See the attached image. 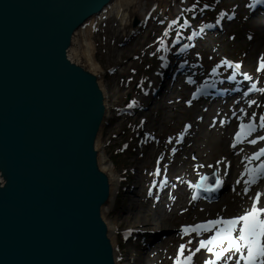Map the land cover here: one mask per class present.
I'll list each match as a JSON object with an SVG mask.
<instances>
[{"label":"rangeland","instance_id":"374dc122","mask_svg":"<svg viewBox=\"0 0 264 264\" xmlns=\"http://www.w3.org/2000/svg\"><path fill=\"white\" fill-rule=\"evenodd\" d=\"M131 1L133 0H113L105 8L103 17L94 16L86 21L74 35L72 46L76 52L73 56L90 66L81 51L86 38L94 45V58L101 66L96 73L99 74L101 85L105 89V99L110 106V112L97 138L99 161L101 156L102 161H105L106 154L120 175L114 202L104 209L103 215L110 222L117 223V229L113 230L111 235L119 243V246L115 247L122 256L121 263L175 264L181 245L186 246L184 255L188 256L195 251L199 243V239L192 235H183L181 225L219 215L242 213L250 206L233 207L228 199L230 193L233 191L241 198L244 195L252 196L256 189V192L262 190L264 180L252 185L245 194V178L238 176L233 180L229 177L234 158H225L221 176H224L229 189L225 190L218 203L206 205L192 199L194 191L190 184H197L204 172H215L219 177L220 175L214 167L210 168L209 164L190 161V158L197 159L201 155L202 160L212 161L213 157L220 160L221 157H226V148L227 151L233 152L229 143L232 142L233 131L240 121L236 119L230 128V136L226 139V148L222 152L213 148V142L218 138L209 134V131L217 127L218 122L228 121L227 119L232 117L231 114L238 112L245 101H240L236 96L234 103L231 102L236 104L235 106L230 102H192L190 83L182 78L174 80L164 75L161 68L172 59L170 48L176 43L178 35L179 41L183 40L184 36L180 32L187 29L191 35L193 28H198L202 22L208 21L214 25V29L204 33L194 48L184 53L190 59L192 72L200 76L199 81L212 76L213 70L220 66L226 70L225 74H233L232 68L222 63L227 60L230 63L239 62L244 68V73L250 74L252 79L264 87V72L257 71L260 58L264 56V16H261L260 12H253L252 0H222L232 5L234 15L219 20V23L216 17L204 20L207 18L206 13L198 17L205 8H210L211 13L215 10L217 12L220 4L216 9V4L209 0H205L199 7L198 14V8H191L199 6L198 3L203 0H187L179 13H175L173 6L169 5L167 17L154 13L148 3H145L143 7L149 16L143 23L134 26L135 19L142 20V16L138 13V7L132 10L127 8ZM145 1L142 0V3ZM118 8H122L126 13L131 29L123 28L120 17L114 12ZM193 13L196 16H192ZM185 17L191 19V22L181 28ZM172 21L177 23L173 25ZM166 31L167 36L164 35ZM161 39L165 41L167 52L161 49ZM162 56L166 59L161 60ZM200 60H203V65L198 62ZM150 65H153L151 71L146 72ZM177 65L176 63L174 67ZM163 80L165 82H162ZM160 88L162 91L156 92ZM164 96H167V99ZM250 99H256L257 103L246 112L247 116L251 117L255 113L256 120H259V117L264 115L260 112L264 111V93L252 94ZM133 101L136 102L135 106L127 108ZM185 132L186 138L179 140ZM259 136H264V130L256 137ZM255 145L249 144V148L244 151L250 152L251 147ZM243 147L236 151L240 152ZM237 152V155H241ZM161 156L163 159H160ZM242 163L243 161H240L238 172L241 171ZM199 165L203 167H198ZM158 166L160 175L155 176ZM191 169L194 173L189 172ZM164 175L171 178V187L160 194L158 181L162 180ZM237 179L240 180V185H236ZM154 182L156 187H153ZM130 228L132 233L127 237L126 232ZM162 234L164 238L160 240ZM200 254H195L192 264H200L194 263L201 258ZM209 254H203L204 261L213 258V255ZM220 264H225L224 260ZM230 264L235 263L231 261Z\"/></svg>","mask_w":264,"mask_h":264},{"label":"water","instance_id":"95a60500","mask_svg":"<svg viewBox=\"0 0 264 264\" xmlns=\"http://www.w3.org/2000/svg\"><path fill=\"white\" fill-rule=\"evenodd\" d=\"M112 2L0 0V264H117L97 148L105 92L71 54Z\"/></svg>","mask_w":264,"mask_h":264},{"label":"snow or ice","instance_id":"6c2138e0","mask_svg":"<svg viewBox=\"0 0 264 264\" xmlns=\"http://www.w3.org/2000/svg\"><path fill=\"white\" fill-rule=\"evenodd\" d=\"M260 2V0H257ZM195 7V6H194ZM207 7V5L205 6ZM191 11V9H189ZM223 17H221L222 19ZM177 21H172V24H176ZM219 23V20L217 21ZM172 25L169 27L171 28ZM185 25H180L183 28ZM214 27V25H204L200 29V33H193V36L199 35L203 33L204 28ZM165 36L168 35L166 31L164 33ZM193 37L190 36L189 39ZM177 43L179 42V35L177 37ZM161 49L165 52L168 51V48L165 45V41L161 39L159 41ZM190 45L185 44L180 51H185L189 48ZM158 51L160 49H157ZM164 56L161 57V60H165ZM229 68L235 69L233 75L229 77L230 80H236L237 73L241 68L239 64H232L229 61L225 60L222 62ZM258 72H264V56L260 58V65L257 69ZM213 76L219 75L216 69L212 72ZM245 80H252V77L244 74ZM188 83L194 84L195 81L191 78L188 79ZM207 86V85H206ZM249 92H259L264 93V87H257L256 83H252L251 87L249 88L248 92L244 93V96L247 97ZM197 94L193 95V99H195ZM191 101H189V104ZM249 106L256 104L257 101L249 100L247 101ZM136 104L135 101L129 104V107H134ZM241 112L244 113L245 116L248 114L244 112V109H241ZM235 115V113H234ZM223 123V122H222ZM190 127V126H189ZM264 129V115L259 117V124L256 123V114L253 113L250 119V122L244 123L243 117H241V123L239 125V131H237L234 142L232 147L235 148L238 144L244 143L248 137L252 136L254 132L257 131V128ZM183 139V134H181L179 140ZM178 140V142H179ZM258 141H264V136H259L257 139L248 140V143L253 145L257 144ZM171 143V140H169ZM175 149H173V153ZM261 157H264V148H261L258 152L254 153L251 157H245L247 160V164L245 165V170L242 173V178L247 176V179L244 180L245 188L244 193L247 194L250 190V187L256 184L261 178H264V163L259 164L255 167H249L248 165L252 164L254 160H260ZM160 159H163L161 156ZM219 163V162H218ZM159 165V161H158ZM198 167H203V165H199ZM155 176L160 175L159 166L157 167L156 172L154 173ZM209 177L201 176L200 182L198 184L189 186L196 189L197 193L200 189H203L206 192H213L217 190L222 181L220 180L219 176L217 175L215 181V187L212 185L207 184ZM168 183L167 179L165 178L160 183V187L163 188ZM237 184L240 183V180H237ZM174 186V185H173ZM153 187H156L155 182L153 183ZM151 190L149 191V195H151ZM264 196V193L257 192L255 196L252 198L253 203L252 207L246 209L243 215L231 218V219H224L218 218L215 220H209L205 223H200L192 226H184L181 229L183 235H191L195 233L196 235H202L206 232H213L215 230V234L209 239H201L199 241V246L192 252L190 255L185 256L184 252L186 249L185 245H181L177 258L175 260V264H192L193 257L196 253L200 252L201 249H206L208 253H212L214 255V259H209L205 262V264H218L219 261L224 260L225 264H230V262L234 259L235 264H264V206H261V197ZM198 195H193L192 199L196 200ZM226 245V246H225ZM228 253H232L233 255H228ZM238 254V255H236Z\"/></svg>","mask_w":264,"mask_h":264},{"label":"bare ground","instance_id":"6f19581e","mask_svg":"<svg viewBox=\"0 0 264 264\" xmlns=\"http://www.w3.org/2000/svg\"><path fill=\"white\" fill-rule=\"evenodd\" d=\"M186 1L187 0H179L178 2H176V0H146L144 3H142V0H138V1L133 0V1L128 3L127 8L132 10L133 8L138 7L139 8L138 13L142 16V20H145L149 16V13H147V11H145L144 7H143V4H145V3H148L149 8L153 9L152 11L154 13H156V14L158 13L161 16L167 17L169 15V13H167L169 5L173 6V9H174L175 13H179L178 11H182L183 10ZM156 2H157V5H156ZM114 12L120 17L121 22L123 24V28L124 29H131L130 21H128L126 19V13L123 12V9L122 8L121 9L118 8ZM103 13L101 15H99V16H96V17H103L104 16ZM92 18H90V19H92ZM98 21H100V20H98ZM74 40H75V37H74ZM81 51L84 54L85 58L89 61V63H90L89 67H90L91 70H93L94 72H97L96 70L98 68L101 69L100 64L98 62H96V60L94 58V45L90 41H87L86 38L83 41L82 50ZM74 52H76V49H75L74 46H72L71 54L73 55ZM252 83H254V81H252L249 85H251ZM256 84L258 86L257 82H256ZM102 87H103V85H102ZM260 94H263V93H260ZM247 97H245L244 94L241 97H239L240 101L243 100L247 104V109L245 111H249L250 110V106L247 103V101H249V99L251 97L246 99ZM164 98L167 99V96L166 97L164 96ZM105 100H107V99H105ZM255 101H256V99H255ZM106 105H107V111H106L107 114H106V118L105 119L107 120V118L109 117L110 106L108 105L107 102H106ZM232 105L235 106L236 104H232ZM244 108L245 107L243 106L242 109H244ZM260 112L264 113L263 110H260ZM241 117H243V120H247L248 119V117L245 116L244 113H238L237 117L227 119L228 121H223V122L227 123L226 125L225 124L221 125V123H222V121H221V123L218 122L217 127H214L212 129H210L209 134H213L215 137L218 138L215 141V143L213 142V148L215 150H217V152H222L223 150H225V148H226L225 147V141L230 136V128L232 127V125L234 124L236 119L238 118L237 120L240 121ZM244 143H246V142H244ZM229 145L232 146L231 143H229ZM226 146H227V143H226ZM239 146L240 145L238 144L235 148H233L232 149L233 152L232 151L231 152L227 151V148H226V152H227L226 157H221L220 160H217L215 157H213L212 161H206V159L202 160V156L199 155L197 159L191 157L190 161H200V162H202L204 164L207 163V164L210 165V168L214 167L218 171L219 175L221 176V174L223 173L224 165H225L224 161L226 159H228L229 157L230 158H234L233 168H232V171H230L231 174H229V177L232 178L233 180H235L239 176V172H238V168L239 167L238 166L240 164V161H243L242 160V156L250 154L249 151H247V150H246L247 152L244 151L246 148H249V144L246 143L245 149L241 150L240 152H237L236 150L239 148ZM236 152L238 154H241V155H237ZM104 156H105L106 160L102 161V156H101L100 164H101V167L103 169H105L109 173V175L111 177V181H112L111 196H110V200H109L108 204L105 206V208H106L109 204H112L114 202V196H115L114 193L116 192V188H117V186H118V184L120 182V175L115 170L113 162L110 160V158L108 156H106V154ZM189 172H192V169L189 170ZM192 173H194V170H193ZM245 179H246V176H245ZM237 180H239V179H237ZM236 185H238V184L236 183ZM239 185H240V183H239ZM257 190L258 189H256L254 191L252 196H251V194L250 195H244L243 198H241V196L239 194L234 193L232 191V193H230L228 199H230L231 203L233 204V207H235V208H240V207H245V206L246 207L250 206L249 208H251L252 207V203H253L252 198L257 193L256 192ZM258 192L264 193V187L262 188V190L260 189V191H258ZM261 206H264V196L261 197ZM103 213H104V211H103ZM106 221H107V224L109 226V229H110L111 233L113 234V232H114L113 230L116 231V229H117V223L113 222V221L110 222L107 219H106ZM112 238H113L114 245H118L119 243L115 240V237H112ZM116 259H117V264H122L121 263L122 256L117 251H116Z\"/></svg>","mask_w":264,"mask_h":264},{"label":"trees","instance_id":"16d2710c","mask_svg":"<svg viewBox=\"0 0 264 264\" xmlns=\"http://www.w3.org/2000/svg\"><path fill=\"white\" fill-rule=\"evenodd\" d=\"M197 1V0H196ZM205 1V0H203ZM209 1H212V3L214 4H217V1L218 0H209ZM199 5H201L200 3H198ZM202 6V5H201ZM229 8V5L227 3H225L224 5H222V9H228ZM206 12H209V10L205 9ZM201 15V13L199 14V16Z\"/></svg>","mask_w":264,"mask_h":264}]
</instances>
